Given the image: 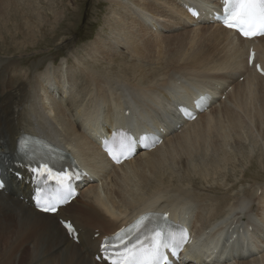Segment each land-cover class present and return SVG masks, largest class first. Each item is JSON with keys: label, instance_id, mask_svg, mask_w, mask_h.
I'll list each match as a JSON object with an SVG mask.
<instances>
[{"label": "bare ground", "instance_id": "6f19581e", "mask_svg": "<svg viewBox=\"0 0 264 264\" xmlns=\"http://www.w3.org/2000/svg\"><path fill=\"white\" fill-rule=\"evenodd\" d=\"M106 1L112 11L107 15L112 36L97 35L86 56L102 58L110 65L118 43H123L137 59L141 57L143 62L146 57L147 62L132 68L124 65L120 75L112 68L106 74L87 69L68 44L74 11L63 18H58L63 10L57 12V24L48 23L50 34L56 41L60 35L68 39L62 46L67 55L74 56L84 86L79 96L85 95V102L71 95L73 87L63 91L66 71L55 69L52 63L29 65L28 57L21 55L29 47L47 44V36L39 42V26L36 32L30 19L26 33L17 28L13 34L8 31L10 43H5L11 48L4 49L12 55L0 57V174L4 180L0 264H108L99 248L102 237L145 211L167 213L187 228L190 240L173 264H264V254L254 255L256 239L264 244V183L263 187L257 183L256 193L244 189L234 193L242 180H233V175L222 171V167L237 168L233 159L237 153L224 147L227 137L231 136L237 148L245 133L250 148L258 144L264 148V77L254 69L256 62L264 69V35L244 39L213 20L221 0ZM39 2L0 0L2 42L1 27L8 25L10 13L26 6L41 16L40 8L34 7ZM190 5L203 17L194 20L187 11ZM206 17L213 22L189 27ZM250 48L252 65L247 64ZM153 62L157 66L148 70L147 63ZM69 74L74 78L72 71ZM236 75L243 77L241 82ZM227 87L231 108L221 101L198 114L194 101L199 96L207 93L210 104ZM180 105L194 111L196 117L187 119L179 111ZM102 128L126 129L133 136L135 152L130 159L119 164L109 160L97 139L112 137V131L105 135ZM22 133L46 138L70 152L81 171L80 179L74 181L78 194L55 214L41 213L32 205L31 172L14 157ZM149 133L163 137L161 142L148 147L142 136ZM260 156L264 158V149ZM178 170L187 177L179 176ZM191 173L198 175L201 190H195L197 183ZM217 177L222 179L220 186L205 187L204 183L218 182ZM91 178L101 182L103 193ZM214 190L223 192L208 195ZM61 220L72 223L79 240L68 234Z\"/></svg>", "mask_w": 264, "mask_h": 264}, {"label": "rangeland", "instance_id": "374dc122", "mask_svg": "<svg viewBox=\"0 0 264 264\" xmlns=\"http://www.w3.org/2000/svg\"><path fill=\"white\" fill-rule=\"evenodd\" d=\"M92 3H94L96 5H94ZM108 6H109V3L106 0H62V1L61 0H40V2L37 5H34V7L40 8L41 16H39L37 14V12L36 13L33 11L31 12L30 9L28 11L27 10L28 8L26 6H21L22 8L21 7L19 8L20 12H19V10H17L15 13L14 12L10 13L11 14L9 16L10 21H8V25H4L1 27V29H2L1 32L3 33L2 36H4L5 39L2 37L4 40L3 42L0 39V52H1L0 57H5V56H8L9 54L12 55V53H9V51H7V49L9 50L11 48V46H9L11 44L6 45V43H5L6 41L10 43V41H9L10 39L8 38L11 35L10 32L13 31L12 32V34H13L15 31V28H17V29H19V31L21 30L20 31L21 33H26L27 32L26 24H27L28 20L31 19L30 20V22H31L30 26H33V28H34V30H36V32L38 31L37 26H39L41 28V33L40 32L37 33L38 34L37 37H39V42H44V40L46 39V36H47V39L48 38L50 39V41H48L46 39L45 43H47V44L46 45L44 44V46L42 45L38 49H32L31 47H29L27 50L24 51L25 53L23 52L21 55L24 54L23 56L28 57L27 60L29 61L28 64L30 63L29 65H31L33 63H38L40 66L46 67L47 64L52 63L53 64L52 66L57 67L55 69L58 70V67H60L59 70L61 72L64 73L66 71L65 72L66 74L64 73L66 75L64 86H63L64 90L63 89L62 90L63 91H69V89H71L73 87V91H71V95H73L75 98L78 97L76 99H79V98L81 100L83 99L82 102H85L86 96L85 95L79 96L80 93L83 94L82 90L80 88L83 89L84 86L82 85V82H81L80 73L78 72V70H75V67H76L74 65V56L75 55L78 57H82L83 66H85L87 69L92 68L95 70H100L104 74H106L108 72V69L112 68V70L115 72V74L117 73L120 75L124 65L132 68L134 66L139 67L140 64H143V62H147V59L145 56H144L145 58H144L143 62L141 60V57H140V60L137 59L133 54H131L129 52V50L126 48L125 44H123V43H118L119 44L117 47L118 50L116 49V52H115L114 57L112 58V60L110 62V65H108V63L105 60H103L102 58H100V60H95L93 58H89L88 56H86V51H87L88 45L97 37V35L100 34V36H103L104 38L112 36L111 32H110L111 30H109V29H111L112 26L108 24V22H109L108 16L112 15V11H110V7H108ZM61 10H63V12L59 15L58 18H63L67 13L72 12V11H74V13H75L74 24L71 26L70 33L68 35V39L70 41L68 44L72 45V49L75 50L78 54L74 53V56H71V57L69 56V54L68 55L66 54V52H65L66 50L62 46L63 42L67 41L68 39L66 40L65 38L61 37L62 35H60L57 37L58 41H56L57 39L55 37L52 38V35L50 34V30L52 27L49 24H50V22H54V25L57 24V22L54 20V17H56L57 12H60ZM209 14H212V13H209ZM26 17H28V18H26ZM12 18L14 19V21ZM40 19H43L42 24L38 25V23H39L38 20H40ZM193 19L195 20L196 18H193ZM213 20H214V18H213ZM213 20L209 17H206V19L201 20L200 22H197L196 25H195V23L194 24L192 23L189 27L190 28H198V25L205 24L208 21L213 22ZM18 21H20V22H18ZM107 30H109V31H107ZM8 31H10V32H8ZM171 32L176 33L175 30H172ZM43 34L45 36L41 37V35H43ZM6 39H8V40H6ZM1 42H2V45H1ZM113 42H115V40H113ZM4 48H7V49L5 50ZM68 48L70 49L71 46ZM83 54H85V56ZM66 56H69L70 59L67 58ZM40 63H42V64H40ZM153 65H154V67L157 66V64L155 62L150 63V64L147 63L146 68H148V70H149V69H151V67ZM71 71H72L73 76L75 75L74 78L73 77L71 78V76L69 74ZM140 73H143V72L140 71ZM109 78H111V76ZM137 78H138V76H137ZM236 78L240 82L243 79L242 76H238V75H236ZM79 82H80V84H79ZM72 92L73 93L75 92L76 94L74 95V94H72ZM59 93H61V96L64 95L63 92L59 91ZM229 93H230V87H227L223 94H221V95L218 94V96L214 99V101H211L210 105L207 108H205L204 110L198 112V114H202L203 112H208L210 108L217 107L219 105V102H221V101H224L225 104L231 108L232 104L230 102H228V94ZM55 106L56 105H54V107ZM243 138H244V140L242 141L241 146L239 145L237 147L238 149L234 147V144L232 143L231 136L227 137V139L225 140L226 142L223 140V142L225 143L224 147L228 151L234 150L233 152L237 153L234 155V158H233V159L236 158V160H234V161L236 162L237 168L235 169L236 170V172H235V170L230 168L231 166H227L228 168L226 167L225 169H223V167H222V171L223 170L227 171L228 174L233 175V180H235V179L239 180V178H240V180H242L240 182L241 184L239 183L237 185L236 190L233 191L234 193L236 192V193L240 194V192L242 193V191H240V189H244V190L248 191L250 194H252L251 192L256 193L257 183L261 184L260 186L263 187L262 183H264V158L262 156H260V154L264 148L262 145H259V144L255 145L254 148H252V147L250 148V144L246 139L245 133L243 134ZM247 152L248 153L250 152V153L248 154ZM241 154L245 155V157H243ZM246 154H248V155H246ZM247 158H248V160H247ZM242 170H243V172H242ZM178 172H177V174L179 176L187 177L185 175L184 171L178 170ZM233 172L235 173V175ZM242 173H244L245 175L242 176L243 175ZM189 176L192 177L194 181H196L194 183H197V185L195 186V190H201V188L203 186H202L201 181L198 180L199 179L198 175H196V174L194 175L193 173H191ZM240 176H242V178L243 179L245 178V179L243 180ZM91 179H94V178H91ZM217 181L218 182H214V183L213 182L204 183L206 185L205 187L210 186V185L218 186L222 181L221 177H217ZM92 182L96 183L101 190L100 193H103L102 187H101L102 186L101 182H99V180H95V179ZM184 182L187 183L186 180H184ZM188 186L190 187L189 183H188ZM261 187H259V190L261 189ZM259 190H257V191H259ZM218 191L219 190H214L212 192L208 191V195L220 196L223 191H219V193H218ZM238 191H240V192H238ZM257 193H258L257 195H259V192H257ZM93 235H94V237H96L97 233L95 232ZM253 236L256 239L255 233H253ZM256 245H257L258 251L257 252L254 251V255L261 256L262 254H264V244H262V242H257V239H256ZM231 260L232 259H229L228 261L231 262Z\"/></svg>", "mask_w": 264, "mask_h": 264}, {"label": "snow or ice", "instance_id": "6c2138e0", "mask_svg": "<svg viewBox=\"0 0 264 264\" xmlns=\"http://www.w3.org/2000/svg\"><path fill=\"white\" fill-rule=\"evenodd\" d=\"M218 18L222 19L226 27L237 30L244 37L264 35V0H223V13ZM249 62H251V57ZM259 67L257 65L258 69ZM201 106V102L197 101V107ZM181 111L186 113L187 109L182 108ZM105 146L108 155L116 162H119L121 157L130 151V145L125 139L116 136L113 137L111 143L106 141ZM45 147H47L46 144L38 140L20 143V149L26 152L38 153ZM31 171L34 175L46 176L59 186L60 191L56 196L43 198V206L40 199L36 200V206L42 211L55 212L57 204L64 202V193L68 182L72 179V173L69 171L53 173L48 163H40ZM157 221H162V223H157ZM62 223L68 234L79 240L72 223ZM170 223L167 213L151 211L143 213L131 224L105 237L100 245V251L105 254L110 264H168L165 251L176 255L188 240L186 229L179 225L175 229H170L168 226Z\"/></svg>", "mask_w": 264, "mask_h": 264}]
</instances>
